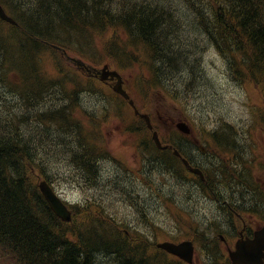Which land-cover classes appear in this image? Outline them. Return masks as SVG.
<instances>
[{
    "label": "rangeland",
    "instance_id": "1",
    "mask_svg": "<svg viewBox=\"0 0 264 264\" xmlns=\"http://www.w3.org/2000/svg\"><path fill=\"white\" fill-rule=\"evenodd\" d=\"M169 2L179 18V47L185 51L177 58L181 72L174 74L171 82H164L165 87L162 84L165 76L163 69L162 76L150 74L145 66L146 56L140 49L136 54L138 63L132 61V65L125 68L124 63L118 64L113 59L117 50L113 48L107 52L104 46V42L108 43L105 40L111 38L108 33L96 40L97 48L91 51L94 56L92 60L71 52L61 54L50 49L37 60L46 78H63L64 87L61 90L68 97L67 100L52 99L51 91L35 102L36 108L30 112L20 99L11 96L15 93L11 90L4 93L10 101L1 105L14 114V118L26 123V130L35 135V148L39 150V156H35V161L27 169L29 180L37 186L38 176H43L59 197L71 206L75 217L70 227L72 230L79 232L77 229L81 226L87 229L92 217L99 215L96 225L111 220L117 227L128 231L127 236L136 243L141 241L144 246L139 250L145 251L148 256L151 254L161 258L159 252H153L158 242L180 243L188 240L196 244L192 264H228L226 250L233 249L242 228L251 233L264 226V82L239 77L240 66L231 63L228 55L218 51L201 35L207 25L217 29V0ZM0 31L5 36L8 29L0 25ZM118 38L119 41L124 39L120 33ZM82 64L97 70L108 65L118 71L123 80V89L128 91L138 112L148 115L155 129L165 138L182 140L183 151L189 152L194 159L203 155L218 157L208 168V174L216 181L224 177L222 170L229 171L231 164L235 165V157L220 150L212 142L211 134L219 135L223 143L230 142L237 150L233 152L243 161L233 170L239 173L244 183L243 187L236 188L234 194L236 204L243 208L240 211L246 213L243 214L244 224L232 218L229 222L223 213H210L208 208L217 202L218 190L222 188L219 183L217 195L209 191L202 193L193 190L194 183L172 182L171 177H163L160 175L162 172L158 174L155 167L148 169L149 173L153 172L149 180L144 181L145 184L141 182L138 170L143 165L139 163L137 148H140L141 142L148 144L150 135L143 130L133 109L113 92L111 86L116 80L110 77L105 82L89 79L87 70L80 67ZM9 80L16 82L11 75ZM172 93L175 99L171 98ZM72 94L73 100L69 102ZM62 97L65 98L63 94ZM64 104L80 127L79 137L83 138L90 153L97 156L92 161L96 166L91 169V174L96 176L92 177L90 185L76 182L80 171L71 161L73 152L77 150L73 139H77L75 134L58 130L60 137L55 146L45 139L51 130L44 135L41 132L44 126L38 124L31 128L29 124L38 113ZM183 121L191 126L192 135L176 132L179 129L176 124ZM225 125L232 128L225 132ZM38 133L42 135H36ZM221 163L226 165L222 166ZM243 170L249 174V178ZM127 192L132 198L126 196ZM173 195L175 201L170 199ZM97 205L101 207L100 210L95 208ZM214 227L220 228L221 232L212 237ZM208 242H215L219 258L214 251L213 257L209 254L208 260ZM145 247L151 250L148 252ZM6 259L0 257V262ZM100 264L115 262L103 257Z\"/></svg>",
    "mask_w": 264,
    "mask_h": 264
},
{
    "label": "trees",
    "instance_id": "2",
    "mask_svg": "<svg viewBox=\"0 0 264 264\" xmlns=\"http://www.w3.org/2000/svg\"><path fill=\"white\" fill-rule=\"evenodd\" d=\"M217 2V29L207 25L204 31L208 39L218 51L228 55L231 63L240 66L239 77L264 82V0ZM0 3L17 23L15 26L0 23L8 29L5 36L0 31V245L14 254L20 264H100L103 257L111 258L115 264H184L162 251H153L160 253L159 259L148 256L139 250L143 244L132 241L128 231L111 222L105 227L90 224L87 229L79 228V232L72 233L68 224L53 215L29 180L27 169L39 153L35 135L25 131L26 123L23 126L22 121L1 105L10 101L4 93L11 90L15 92L11 96L20 99L30 112L36 108L35 102L51 91L54 99L67 100L61 90L63 78H46L37 60L48 49L92 60L96 40L108 33L111 38L105 40L108 43L104 42V46L107 52L117 50L113 59L118 64L124 63L125 68L132 61L138 63L136 54L140 49L146 56L145 66L150 74L162 76L164 71L165 87L164 82H171V77L181 72L177 58L185 51L179 47V18L169 0H0ZM118 33L123 36L122 41ZM9 75L17 76L19 81L11 82ZM171 95L175 99L174 93ZM69 99V102L73 100V94ZM70 115V109L64 104L38 113L29 124L33 128L44 122L51 123H45L42 133L46 135L51 130L45 139L55 144L57 136L53 131L57 127L79 136V126ZM140 122L144 130L145 124ZM229 127L232 128L225 125L224 131ZM57 134L60 136L59 131ZM213 137L217 144L224 142L219 135ZM73 139L77 149L73 152V165L80 172L83 170L80 180L86 183L87 170L95 168L92 161L96 160V154L90 153L83 138ZM170 143L180 150L177 140L171 139ZM147 152L153 163L159 162L161 168H169L172 174L182 177L178 160L172 154H157L153 148ZM167 159L171 161L168 165L163 163ZM126 196L131 198L130 192Z\"/></svg>",
    "mask_w": 264,
    "mask_h": 264
},
{
    "label": "water",
    "instance_id": "3",
    "mask_svg": "<svg viewBox=\"0 0 264 264\" xmlns=\"http://www.w3.org/2000/svg\"><path fill=\"white\" fill-rule=\"evenodd\" d=\"M0 18L4 21H7L11 24H15V22L9 18L3 8L0 5ZM106 67L103 69V75L101 79H106L108 76L111 78L116 77L118 79L117 84L114 86L113 90L119 94H121L123 97L127 98V95L121 90V84H120V77L117 73H110L106 72ZM132 104V103H131ZM149 128L150 125L148 124ZM185 130V129H183ZM153 139L159 146V141L157 138L156 133H153ZM186 164V162L184 161ZM192 172L200 174L197 170L191 169ZM40 189L46 198L47 202L49 203L51 209L63 220H69V214L66 211V209L63 207L61 202L55 197V195L52 193V191L49 189V187L46 185V183L42 182L40 184ZM253 240H245L244 242L238 241L235 246V251L230 252V258L233 264H262V258L264 259V229H262L260 232L254 234ZM159 248L164 249L165 251L169 252L170 254H173L180 259L191 263L192 257H193V246L191 242L184 241L179 244H173L169 242H164L161 244H158Z\"/></svg>",
    "mask_w": 264,
    "mask_h": 264
},
{
    "label": "bare ground",
    "instance_id": "4",
    "mask_svg": "<svg viewBox=\"0 0 264 264\" xmlns=\"http://www.w3.org/2000/svg\"><path fill=\"white\" fill-rule=\"evenodd\" d=\"M201 35H204V37L206 38V40L207 41H209V42H211L210 41V39H208L209 37L207 36V34L205 33V31H203V34L201 33ZM211 38V37H210ZM1 45V44H0ZM5 46V45H4ZM22 65V64H21ZM3 66V65H2ZM25 69V68H24ZM26 119V118H25ZM28 120V119H27ZM25 124H23V126H24ZM34 125V124H33ZM10 126V125H9ZM45 126V125H44ZM53 126V125H52ZM26 127V126H25ZM46 127V126H45ZM28 130V129H27ZM26 129H25V131H27ZM47 130V129H46ZM45 130V131H46ZM58 130H60V128L59 127H57V128H55V130L53 131V133L57 136V141H56V143L54 144L55 146L58 144V139H59V137L60 136H58V134H57V131ZM29 131V130H28ZM44 131V132H45ZM49 132V131H48ZM30 134H32V133H30ZM46 134V133H45ZM21 135V134H20ZM25 135V134H24ZM36 135H38V134H36ZM33 137H35V136H33ZM85 143V142H84ZM83 146V145H82ZM55 150H56V148H55ZM71 161H72V164H73V161H75V157L74 156H72V158H71ZM1 166V165H0ZM86 169V168H85ZM78 170H79V168H78ZM8 172V171H7ZM80 173H83V170H81V172ZM19 175V174H18ZM4 182V181H3ZM37 203V202H36ZM41 204V203H40ZM34 207V206H33ZM19 209V208H18ZM19 210H21V209H19ZM38 210V209H37ZM39 215V214H38ZM44 216V215H43ZM47 216V215H46ZM44 219V218H43ZM46 219V218H45ZM53 221V220H52ZM45 222V221H44ZM41 226V225H40ZM60 227V226H59ZM98 227V226H97ZM101 227V226H100ZM48 228V227H47ZM50 228V227H49ZM53 228V227H52ZM51 228V229H52ZM29 229V228H28ZM34 229V228H33ZM38 230V229H37ZM46 230V229H45ZM54 230V229H53ZM103 230V229H102ZM48 231V230H47ZM58 231V230H57ZM97 231V230H96ZM101 231V230H100ZM42 233V232H41ZM45 233V232H44ZM106 233V232H105ZM15 235V234H14ZM28 235V234H27ZM78 235H79V233H78ZM96 235V234H95ZM23 237V236H22ZM40 237V236H39ZM106 237V236H105ZM113 237V236H112ZM41 238V237H40ZM68 238H70V239H72L71 238V236L70 235H68ZM30 239V238H29ZM35 240V239H34ZM47 240V239H46ZM110 240V239H109ZM48 241V240H47ZM55 241V240H54ZM101 241V240H100ZM133 241V240H132ZM103 242V241H102ZM107 242V241H106ZM117 242V241H116ZM139 242H141V241H139ZM39 243V242H38ZM55 243V242H54ZM136 243V242H135ZM134 243V244H135ZM40 244V243H39ZM112 244V243H111ZM45 246V245H44ZM41 247V246H40ZM99 248V247H98ZM115 248V247H114ZM100 250V249H99ZM39 251V250H38ZM109 251V250H108ZM49 252V251H48ZM38 253V252H37ZM44 253V252H43ZM57 256V255H56ZM68 257V256H67ZM48 258V257H47ZM59 259V258H58ZM60 260V259H59ZM58 260V261H59ZM74 261V260H73ZM75 264V263H74Z\"/></svg>",
    "mask_w": 264,
    "mask_h": 264
}]
</instances>
